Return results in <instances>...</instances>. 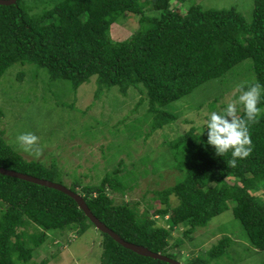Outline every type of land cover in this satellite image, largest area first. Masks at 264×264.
<instances>
[{"label": "trees", "instance_id": "1", "mask_svg": "<svg viewBox=\"0 0 264 264\" xmlns=\"http://www.w3.org/2000/svg\"><path fill=\"white\" fill-rule=\"evenodd\" d=\"M171 3L61 0L43 12L26 0L0 5V78L14 64L30 63L47 69L53 81L72 83L75 90L96 77V98L112 88L124 96L130 88L138 89L144 97L137 106L148 103L140 135L172 127L179 119L172 104L246 60L252 62L254 79L244 85L264 86V0L255 1L251 22L235 9L205 10L195 5L182 12ZM145 6L161 12L160 17H146ZM127 12L140 16L141 27L132 38L113 42L110 28ZM198 130L191 127L168 140L181 176L176 184L155 193L160 206L152 215L139 213V203L117 204L110 196L126 192L120 168L98 185L77 181L70 189L82 195L96 218L123 240L180 262L185 239L191 241L197 228L206 227L231 204L250 245L264 251V113L250 127L253 151L238 158L234 167L230 153L217 157L206 143V130L203 135ZM0 166L53 182L61 175L56 165L24 158L2 135ZM156 217L167 218L166 226L159 225ZM90 224L68 195L0 174V264H27L48 239L65 231L84 234ZM29 225L35 226L34 232L27 231ZM180 228L183 237L171 244L172 232ZM102 236L100 264H169L140 256L108 234ZM234 243L224 236L205 255L182 264H210L230 253Z\"/></svg>", "mask_w": 264, "mask_h": 264}, {"label": "rangeland", "instance_id": "2", "mask_svg": "<svg viewBox=\"0 0 264 264\" xmlns=\"http://www.w3.org/2000/svg\"><path fill=\"white\" fill-rule=\"evenodd\" d=\"M26 1L43 12L61 0ZM255 1L172 0L171 4L182 12L195 5L205 10L235 9L251 22ZM144 15L160 17L161 12L145 6ZM140 27V16L127 12L118 16L109 37L113 42L128 40ZM253 79L252 62L246 60L223 78L201 85L188 97L172 104L171 110L179 113L172 127L167 126L153 135L146 131L140 135L148 103L137 106L144 97L138 89L130 88L124 96L118 88H112L96 98V77L75 90L68 81H53L45 68L18 63L0 78V135L27 160L56 165L61 175L55 182L68 188L77 181L98 185L108 173L120 168L126 192L110 196L117 204L139 203V213L152 215L160 206L155 193L176 184L181 176L174 167L168 140L195 126L201 132L207 114L226 106L239 95L236 86ZM214 100H217L216 107L211 110ZM26 131L39 137L41 154L38 157L33 152H24L15 142V137ZM146 157L149 158L144 160ZM173 204H176L175 199ZM156 219L159 225L166 226L167 218ZM27 231L34 232L35 226L29 225ZM182 231L180 228L172 232L171 244L183 237ZM224 236L231 237L235 243L229 254L210 264H264V251L250 245L241 223L234 217L232 204L206 227L197 228L191 241L185 239L181 263L205 255ZM102 240V233L91 224L81 235L65 231L59 238H50L36 249L27 264L43 261L47 264H100Z\"/></svg>", "mask_w": 264, "mask_h": 264}, {"label": "clouds", "instance_id": "3", "mask_svg": "<svg viewBox=\"0 0 264 264\" xmlns=\"http://www.w3.org/2000/svg\"><path fill=\"white\" fill-rule=\"evenodd\" d=\"M239 95L219 110L210 111L204 121L203 135L207 132V145H210L217 157L230 153L229 163L234 167L237 159L248 157L253 151L250 127L264 113V86L252 83L236 86ZM243 112V116L238 113ZM17 146L24 152H33L39 156V137L31 132H21L15 137Z\"/></svg>", "mask_w": 264, "mask_h": 264}, {"label": "water", "instance_id": "4", "mask_svg": "<svg viewBox=\"0 0 264 264\" xmlns=\"http://www.w3.org/2000/svg\"><path fill=\"white\" fill-rule=\"evenodd\" d=\"M17 2V0H0V5H13ZM0 174L5 175V176H9V177H13L16 179H20L23 181H27L36 185H40V186H44L47 188H51V189H55L57 191H60L66 195H68L69 197H71L72 199L75 200V202L78 204L79 208L85 213V215L88 217V219L90 220L91 223H93V225L101 232L104 234H108L111 238H113L117 243H119L120 245H122L124 248L129 249L137 254H139L140 256H144V257H150L156 260H160V261H164L167 262L169 264H182L180 261L171 259L161 253H155L151 250H149L146 247L140 246V245H136L134 243H130L127 242L125 240H123L118 234H116L113 230H111L109 227H107L104 223H102L98 218H96V216L92 213V211L90 210L88 204L86 203L84 197L78 193L73 192L70 188L50 181V180H46V179H41L32 175H28V174H24V173H20L14 170H9L6 169L4 167L0 166Z\"/></svg>", "mask_w": 264, "mask_h": 264}]
</instances>
